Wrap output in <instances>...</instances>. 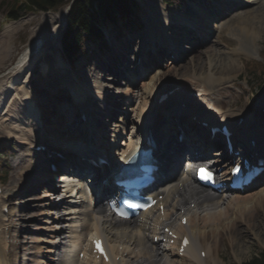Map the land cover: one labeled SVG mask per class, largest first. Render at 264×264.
I'll return each mask as SVG.
<instances>
[{
  "label": "rangeland",
  "instance_id": "1",
  "mask_svg": "<svg viewBox=\"0 0 264 264\" xmlns=\"http://www.w3.org/2000/svg\"><path fill=\"white\" fill-rule=\"evenodd\" d=\"M136 1L139 5V11L135 14V17L138 18L140 25L136 21L135 27L124 26L119 28V30H116L111 25L106 26L105 39L108 41L110 48H113L112 52L108 49L94 50L87 58H81L71 66L63 59L64 65L61 68L63 71H57L56 68L52 67L51 54L47 53L44 59L47 64L45 72H41L38 67L37 71L32 72L30 76V71H26L23 80L26 79L25 82H28V85H19L20 87L15 92H10L9 99L4 103L6 107L8 106L7 114L9 115H7L8 118L1 115L0 124L12 125L16 121L17 113L20 114L22 112L21 105L18 106L16 102L17 96H15V93H18V96L22 94L31 95L36 101L37 99L39 101V98L43 99L44 104L42 103V107L48 112L45 113L46 116L41 119L39 125L30 127L31 130L29 127L26 128V135L27 132L30 134L37 133L39 138L35 139L36 142H45L46 139L41 138L44 132H39L38 129L43 125L49 126V118H54L56 120L55 123L61 124L64 131L68 129V126H71L74 120L73 118L65 119V122L62 123V119L65 116L62 112L66 111V113H69L70 109L73 108V104L65 97V88H63L64 84H67L68 80L66 81V78L68 77L70 81L73 80L78 85L90 86L96 93L100 92L99 94H105L106 97L111 95L109 100L103 101L97 95L95 96V93L89 94L91 106L88 109L91 111L92 108L94 109L92 111L94 116L95 114L96 116H102L100 112H103L105 108L112 110V116L106 117L104 121H101L99 117H95L94 122L97 127L112 129L113 122L118 120L117 116L121 112L119 108L124 106V103L119 102H122V96L127 90V79L134 71L133 63L138 55L139 46L144 44L145 55L149 60L146 57L144 58L148 63L154 60L155 57L161 60L163 57L158 55L164 53L172 45L182 48L179 52L182 58L180 57L179 62L175 65H169L168 68H165L164 65H159L157 69H153L154 71L150 69L153 72H145V77H139L135 73L133 75L134 84L133 86L130 85L133 94H138L143 85L151 83L152 77H156L155 75L158 72H165L167 73V78L179 79L178 81L180 82L186 81L187 86H190L189 90L195 91L190 94L189 109L194 112H200L199 110H201L204 113L217 112L218 110L222 116L230 113L242 114L250 120H256L255 129L264 133V113L262 111L264 110V76L256 75L255 80L251 79L249 73L252 70L246 67L249 62L260 61L261 55L264 53V0H240L242 3L235 6L237 8L241 7L239 11L230 7L235 0H184L183 4L178 7L165 5L160 7V9L154 1ZM11 2L12 0H0L1 86L13 76L16 71V61L29 42L42 37L41 35L43 34H40L39 31L43 32L45 18L48 21L50 20V22L54 21V16H57L65 7L62 6L54 11L46 12L27 11V13H21L19 18L12 20L6 18L10 11ZM231 9L233 12H230ZM253 13H256L260 19L253 18ZM233 16H236V18ZM156 22H159L161 26L157 27ZM242 22H256L260 31L251 36L250 39H247L239 29V24ZM9 25L10 27L12 25L11 29H9ZM13 27L14 30H12ZM186 28L190 30L187 31ZM188 39L193 41L187 42ZM57 41L59 42V40ZM161 41L162 43H168V45L160 47ZM3 42L5 47L2 48ZM50 43L49 47L51 49ZM154 45L158 51L151 56L149 49H153ZM60 49L59 43L58 49L53 48L54 54L57 52L56 50L59 52ZM115 55L117 56L116 58L113 57ZM106 64L109 65L107 66ZM169 64L172 63L170 62ZM36 66H38L37 62L34 63L32 69ZM117 66L121 69H117ZM27 70L30 69L28 68ZM27 78L29 81H27ZM137 78L140 83L135 81ZM196 78L198 80L200 78L204 86L208 85L209 90L206 93V97L197 96V93L205 95L201 90H193L195 85L191 84L198 81ZM193 79L196 81L191 83L190 80ZM50 81L51 83H49ZM211 82L212 84H210ZM54 83L58 85L55 90H53L56 87ZM14 99L15 104L13 103ZM138 99L132 102L133 108H136L138 104L140 105V98ZM109 101L114 104L109 103ZM66 107H68V110ZM59 108L62 110H59ZM234 117H238V115ZM7 119L8 121H6ZM4 125L3 127L0 125V178L5 179L4 188L10 198V210L13 215L11 222L15 225L10 242L14 264H21V261L22 264H52L54 260L49 262L47 258L51 256L45 252L49 250V246L46 250V245L40 243L42 240L45 241L44 243L48 242L46 240L49 237L51 238L53 234L51 231L47 232L48 227L51 225L43 223L46 217L45 213L41 211L44 209L42 207L43 204L48 199H41L44 188L43 185H38L37 181L39 179L34 180V177L28 179L29 174L38 171L42 167L39 166L35 170L34 167H29V163L37 161V165H40V162L44 166L45 162L41 159L44 155L38 153L29 157L27 154L30 152L28 151L17 150L18 148L14 151L9 149L8 144H10L12 139L6 137ZM56 131H58V128ZM14 139L22 140L18 137ZM6 148L7 151H5ZM8 151L10 154L7 153ZM39 157L41 158L39 159ZM24 159L25 161L23 162ZM43 169L45 172L47 171L45 166ZM262 189H264V184L256 186L250 191L255 194ZM172 205L171 207H173ZM63 207L65 206H62L60 210ZM184 207H187V204ZM199 213L200 215L198 214V216L203 215V213ZM252 214L253 223L250 225H247L243 220L236 222L233 228L234 231L225 232L224 235L218 233L215 238L208 236L201 242L211 249V255H208L206 264H241L250 260L252 256L260 251H264V211L256 210ZM198 216L193 218L199 224ZM62 223H66V221ZM191 223L193 224V221ZM192 224L190 231L191 228L202 229L201 227L198 229ZM53 225L55 226V224ZM44 227L46 230L40 231ZM68 232L69 230H65L64 234L68 235ZM147 238L150 239V236H147ZM213 241L216 242V245L215 243L213 244ZM34 246L36 247L33 249ZM37 247L42 248L39 252V254L42 253L43 257L41 258L35 255ZM132 247L134 248V246ZM33 253L35 254L33 255ZM168 255L170 256L171 253ZM57 257L56 255L55 258ZM72 264L77 263L72 262Z\"/></svg>",
  "mask_w": 264,
  "mask_h": 264
},
{
  "label": "bare ground",
  "instance_id": "2",
  "mask_svg": "<svg viewBox=\"0 0 264 264\" xmlns=\"http://www.w3.org/2000/svg\"><path fill=\"white\" fill-rule=\"evenodd\" d=\"M150 1L156 2L158 4L159 9L160 7L165 6L164 4L161 3L160 0H150ZM235 6L237 5H234V4L230 5L231 8L238 9L239 11L241 7L237 8ZM263 9H264V6H263ZM230 12H233L232 9ZM233 17L236 18V16H233ZM252 17L260 19V17L256 13H253ZM63 23H64V15L61 13H59L57 16H54V21L52 22H50V20L48 21V19L45 18L44 20L45 27L43 29V32H40L38 30L40 34L41 33L43 34L41 35L42 37L36 40H32V42H29L26 49L19 56L18 60L16 61V71L14 72L13 76L10 79H8V81L5 84H3V86L0 85V116L2 113H4V115H7L8 106L6 107L4 103H6L5 101L9 99L10 92L11 91L15 92V90L18 87H20L19 85L28 84V82H25L26 79L23 80L25 78L24 75L26 74V71L27 72L30 71V76H31L32 72L37 71L38 67L40 68L39 70H41V72L46 69L47 64L44 62V59L47 53L51 54L50 59L53 60L52 67L56 68L57 71H63L61 68H63L64 64H63V60L61 59V56L58 53V50H56L57 52L54 54L53 49L52 48L50 49L49 47L50 41H51L50 45L57 42L56 37L60 33L59 30H61ZM156 25L157 27L161 26L159 22H156ZM239 25L238 26H239L240 31L243 33L244 37L247 39H250L251 36H254L257 32L260 31V29L257 27L256 22H253V23L252 22H242ZM11 27L9 29H11ZM12 30H14V27ZM186 30L189 31L190 29L186 28ZM57 31L59 32L57 33ZM188 41H193V40L189 39ZM164 45H168V43H164V42L162 43L161 41L160 47ZM3 47H5L4 42H3L2 48ZM180 57L182 58L181 54L179 55V57H177L178 61L180 60ZM143 59L144 58H142V60ZM35 62L38 63V66H36L37 68L34 67L32 69ZM169 63L170 62H166L164 67L168 68L169 65H173V63L172 64H169ZM28 68L30 70H27ZM141 68H142L141 72L138 74L140 77L145 76L144 74L145 72H153L155 69H157L155 68L153 71H149V70L145 71L143 67ZM107 71L110 72L109 70ZM166 71L168 70L166 69ZM135 73L136 72L130 74L129 78H131V80H133L134 78L133 75ZM155 76L156 77L154 78L152 77V81L149 80L151 83L143 85V87L141 88L138 94L137 93L133 94V92L131 91L132 88L129 87L130 86V83L128 81L129 78L127 79V85H126L127 90L124 92L122 96L123 97L122 102H119V103H124L125 106H122L121 108H119V111L121 112L119 116H117L119 118L117 121H115L116 123H113V129L97 127V125H95L94 123L93 128L89 131L90 134H88V139L92 138L90 140L91 144H93L96 148H98L99 151H104L102 145L98 144V140H96L98 133H100L102 130H104L103 132H105L104 135H106L107 133V135L112 138H117L119 135H124V134L127 135V141L125 142L123 141L122 143L119 142V146H118V139H115L116 142L114 143L116 146L114 147L120 148V146H122L120 148L122 153L132 149L135 140L138 138L137 133L133 130V127L130 126V123L128 121H126L127 124H125L127 129H124V126H120L119 122L123 121L121 118L123 111H130V112L134 111V108H132L131 105L134 100L136 99L139 100L138 98H140V105L138 104L139 107L136 108L135 113L141 111L145 115H150L151 122L155 119L157 122L159 120L161 122L167 119V121L169 122L168 129H170V126H171L170 124H172V129H175V126H178V124H175L176 121H174V118H177V119L186 118V116L182 114L183 112H181V110L179 109V104L182 101H185V99L192 92L189 90L190 86H187V83H185L186 81L180 82L178 81L179 79L167 78L166 77L167 73L165 72L164 73L158 72ZM138 80L139 79H137L136 81ZM196 80L198 79L196 78ZM27 81H29L28 78H27ZM66 81H67V84H64L65 91H66L65 93L68 92L73 96V99L71 101L73 105L74 103H77V106L79 108H84L86 111H89L88 108L91 106L90 95H92L93 93H95V96L97 95L103 101H106L107 99L109 100L111 97V95H108V94H107L108 97H106L105 94H99L100 92L96 93L93 89H91L90 86L88 87L83 84L82 86L78 85L77 82L73 80L70 81L68 77L66 78ZM190 81L191 83H193L194 79ZM49 83H51V81ZM210 84H212V82ZM191 85H195L194 88L196 89L192 87L193 90H198V91L201 90L207 96L206 93L209 90V87L207 84L204 86L203 81L200 78L197 82ZM54 86L56 87H54L53 90L58 88V85L56 83H54ZM172 89H178L173 95V97L177 99L175 101H172L171 99V101H169L167 104H164L160 107L159 112H155L154 109L156 108L155 102H156L157 96L162 92L170 91ZM15 96H17L16 102L18 106L21 105L22 112L20 114L17 113L16 121H14L12 125L3 124L4 129H6L5 135L7 138H11L12 140L15 137L21 138L22 139L21 142L28 144L29 146L30 145L35 146L36 144H42V145H47L48 147H52V145L55 144L56 141L62 138V135L64 133L70 132L71 130L70 128L64 131V128H62L61 124L59 125V123H55L56 120L54 118H51L49 119V122H50L48 123L49 126L43 125L40 127V129H38L39 132L40 131L44 132V135L41 138L46 139V141L36 142L35 139L39 138L37 136L38 134L37 133L30 134L27 132V135H26V131H25L26 128L29 127L30 129V127L37 126L39 124V122H36L37 120L35 119L37 116L36 117L32 116L36 113V111L33 112L32 114V112L29 111L31 109H27V106H29L31 102H35L36 100H34V98L28 94H22L18 96V93H15ZM39 101H41V103L44 102V100L41 98H39ZM143 101H145L146 103L145 105H142ZM109 103L114 104L110 101ZM2 106H3V109H2ZM33 108L35 109L36 106L34 105ZM66 109L68 110V107H66ZM59 110H62V109L59 108ZM92 111H94L93 108H92ZM92 111H90V118H92L94 122H95V117H99L101 121L102 120L104 121L105 117H110L112 113V110L105 108L103 112H100L102 116H96V114L94 116V113ZM188 111L193 113L192 109ZM72 114H67V115L63 114L65 116L63 117L64 119H62V123L65 122V119L69 120ZM211 115H212L211 118L214 121H221V122L228 121L231 118H236L234 117L235 115H238V117L244 116L242 114H231V113L224 114V116H222V114H220L218 110H217V113H213ZM6 118H8V116H6ZM6 121H8V119ZM249 123L247 125L242 124L243 125L242 131L244 133V135H242V138L248 137V139H250V138H253L254 135L256 136L261 135L262 138H260V140H263L264 133L262 131H257L255 129L256 122H253L252 120ZM0 125L3 127L2 124ZM247 126H250V127H247ZM57 128H58V131H56ZM187 139H193V135H188ZM83 143L87 144V142H83ZM193 143L200 144L198 139L196 141H193ZM86 146L89 147V144H87ZM65 147L66 146L64 145L62 148H65ZM206 147L207 146H203V144H200V149H199L200 151H198V155L194 158V160H197V161L211 160V159H208L211 157L210 155L212 156L217 155L215 159H212L213 161L214 160L217 161L223 158L229 159L227 154H225L224 156L222 154L219 155L217 152L208 154V152L205 150ZM189 148H193V147H189ZM184 150L185 148L179 153V156H182V154L184 153ZM163 153H164L163 149L160 148L159 154L157 155V157L163 155ZM27 155L29 157L31 155L34 156L36 155V152L27 154ZM76 157H78V155L74 154L73 156L69 154L68 152H66V155L64 156L62 161L59 163L58 170L65 173L66 169L64 165H66L67 163H77L79 160V157L77 159ZM40 158L41 157H39V159ZM41 159H43L44 161H47L48 163L49 160H54L55 157L52 156L49 159L48 158L44 159V157H42ZM24 161L25 159L23 160V162ZM37 163H38L37 161L29 163V167L30 168L34 167L35 170H37L39 166H42V167H40L38 171H35L34 173L29 174L28 179H32L34 177V180L39 179L38 182L43 185V188L49 187V185L46 184V179L48 178V176H47V173L45 174V171L43 169L45 165L44 166L43 164L41 165L40 162H39L40 165H37ZM191 178L192 177L190 175V172L186 170L184 172H181L179 176H177L176 179L171 181L170 186H169V188L173 189V191L171 195L168 196V206H169L168 209L169 210H166V215L168 216V218L172 219V216H174V214H171L172 211H174L176 215L180 213V216L178 217V219H180L182 215H188L193 212H195L193 216L195 218V216H198V214L200 215V213H198V210L199 212L203 213V215L201 214L202 216H198L199 224L198 222H195L193 217H190L189 220H187V223L185 225L178 224V221L176 222L174 221V219L170 221L171 223L169 224L172 225V228L175 229V233L177 235L179 234V236H181L182 234H186V231L188 232V228L191 226L192 221H193L192 225H194V227H197L198 229L200 227L202 228L201 230H196V228L194 229L191 228L189 235L191 236L192 239H194V241H192L191 245L185 249L184 251L185 254L183 256H179V259L176 257L177 248H178L177 244L171 245V244L166 243V245H162L160 247V244L155 245V243L152 242V236H157L158 238L164 237L161 231H158V233H155L154 226H157L160 223H159L158 218L152 216V210H149L145 212L144 214H141L140 218L120 222L117 219L113 218L111 215H109V213L107 212V209L104 208L105 206L104 197H102L98 203L92 204V198H89V199L86 198L87 187L83 186L79 191V195L82 197L83 200H86L87 204L84 205L83 209L79 211L78 213L79 215L75 213L78 210L77 208L69 209V211L65 212V214L63 215L59 214L61 206H59V204H56L55 201L51 202L50 199L44 204L42 203L44 205V209H42L41 211L45 213L44 215L46 217L43 223L44 224L47 223L51 225L48 227L47 230H49V228H53L52 237L50 238L49 236H47L49 237L50 240L48 239V242L46 243H44L45 241L42 240V243L47 244V245L50 244L49 248L47 246L49 250L46 249L47 255H51V257L49 258V261L50 262L53 261V259L55 258L54 256H56V252L57 253L60 252V251L58 252V249H57V248H60V245L62 247H65L62 245V242L64 239V236L62 237V232L64 233V229H66V225L62 226L60 224H62L63 221H67L66 222L67 226L70 228L69 235H68L70 244L68 247H66V251L63 254L59 253V256L61 257L58 256V258L55 259L56 264H72V262L77 263L78 262L77 261L78 251L79 250L84 251L82 247L85 246V244H83L82 238L84 237V235L86 237L89 234H93L95 236L97 234H100L104 237V242L107 246L108 251L110 252V255H109L110 263L109 264H133V263L134 264H206L208 260V255H211V249L207 247L206 244L203 245V243L201 242H203V240H205V238H207L208 236H212V238H215V236L218 233H222L224 235L225 232L234 231L233 228L236 222H240L243 220L247 225H250L251 223H253V214H252L253 211H256V210L264 211V204H263L264 189L256 192L255 194L251 192L250 190H247L246 192L244 191L242 193L240 192L230 193L226 195V197H216L213 194L208 193L204 188L194 187V185L191 182ZM49 192L50 191L45 189L44 194H43V191H42L41 199H48L50 196ZM164 199L165 197L163 196V200ZM170 199H171L170 203L173 204L172 205L173 207H171V204H169ZM64 203H66V200H63V204ZM81 204H82V201H80L78 204H75L74 206H77V205L81 206ZM186 204H187V207H184V205L186 206ZM218 204H220L221 206L218 207ZM81 219L83 220V222H89V224L84 225L80 231H77L76 227L79 225V222H81L79 221ZM225 223L228 224V227H229L228 230L223 229V225ZM53 224H55V226ZM198 225H201V226H198ZM43 230H45V227L40 229V231H43ZM148 232H151L150 239L147 238ZM212 240H215V239H212ZM85 242H86V239H85ZM214 243L216 245V242L213 241V244ZM8 245H9V241H7L4 238V236L0 233V264H1V256L4 251V248H6ZM132 246H134V248ZM194 246L203 248L205 250V257L203 260H200V257L197 255V250L192 249ZM119 247H120V250H119ZM40 250H42V248L37 247L36 253L38 257H42L41 256L42 253L39 254ZM169 253H171L170 256L168 255ZM116 256L118 257L117 260L115 259Z\"/></svg>",
  "mask_w": 264,
  "mask_h": 264
},
{
  "label": "trees",
  "instance_id": "3",
  "mask_svg": "<svg viewBox=\"0 0 264 264\" xmlns=\"http://www.w3.org/2000/svg\"><path fill=\"white\" fill-rule=\"evenodd\" d=\"M22 1V2H21ZM166 4H175L180 0H162ZM68 0H12L9 17L17 18L20 10H56ZM3 4V3H2ZM139 10L136 0H73L67 14V27L62 38V53L72 61L79 53L84 52L88 41L104 44L102 28L106 24L134 25L135 14ZM263 62L253 61L248 64L251 79L256 75L264 76ZM242 264H264V251L251 257Z\"/></svg>",
  "mask_w": 264,
  "mask_h": 264
},
{
  "label": "snow or ice",
  "instance_id": "4",
  "mask_svg": "<svg viewBox=\"0 0 264 264\" xmlns=\"http://www.w3.org/2000/svg\"><path fill=\"white\" fill-rule=\"evenodd\" d=\"M200 171H201L202 174L205 172V170H203V169H201ZM202 178H204L203 175H202ZM209 178H210V177H209ZM96 243H97V248H98V250H100V249H99V244H100V242L97 241Z\"/></svg>",
  "mask_w": 264,
  "mask_h": 264
},
{
  "label": "water",
  "instance_id": "5",
  "mask_svg": "<svg viewBox=\"0 0 264 264\" xmlns=\"http://www.w3.org/2000/svg\"><path fill=\"white\" fill-rule=\"evenodd\" d=\"M70 7V6H69ZM69 7H67V9L65 10V12L69 9Z\"/></svg>",
  "mask_w": 264,
  "mask_h": 264
}]
</instances>
